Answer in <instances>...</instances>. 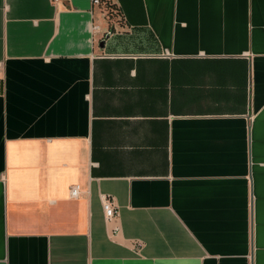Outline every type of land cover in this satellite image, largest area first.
<instances>
[{
  "label": "crops",
  "instance_id": "1",
  "mask_svg": "<svg viewBox=\"0 0 264 264\" xmlns=\"http://www.w3.org/2000/svg\"><path fill=\"white\" fill-rule=\"evenodd\" d=\"M0 264H264V0H0Z\"/></svg>",
  "mask_w": 264,
  "mask_h": 264
},
{
  "label": "built area",
  "instance_id": "2",
  "mask_svg": "<svg viewBox=\"0 0 264 264\" xmlns=\"http://www.w3.org/2000/svg\"><path fill=\"white\" fill-rule=\"evenodd\" d=\"M103 0H91L92 5H100ZM79 187L78 185H73L70 187L69 193L70 196L76 197L78 195ZM102 208L104 212V217L106 222H110L117 218L118 216V209L111 197L108 195H102L101 197ZM118 231V226L113 228V232Z\"/></svg>",
  "mask_w": 264,
  "mask_h": 264
}]
</instances>
